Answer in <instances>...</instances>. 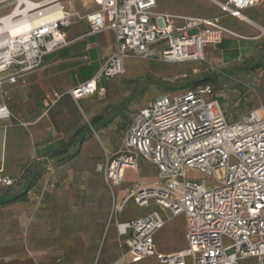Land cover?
I'll return each mask as SVG.
<instances>
[{
	"label": "built area",
	"instance_id": "2783aa9c",
	"mask_svg": "<svg viewBox=\"0 0 264 264\" xmlns=\"http://www.w3.org/2000/svg\"><path fill=\"white\" fill-rule=\"evenodd\" d=\"M14 1L0 17V120L10 113L5 85L26 84L28 74L39 69L43 57L71 41L65 29L71 14L61 0L31 3ZM263 0H227L222 12L242 19L241 11ZM98 10L84 16L85 35L110 30L114 49L99 71L68 94L74 102L88 96L101 98L109 82L123 74L124 61L143 59L166 64L209 63L205 50L218 44L229 31L218 18L185 17L180 25L154 11L156 0H94ZM59 12L54 19L47 15ZM197 71V69H195ZM257 101L234 124L225 112L212 84H201L172 95L154 98L132 116L122 148L106 156L98 168L112 190L126 168L138 159L152 164L159 184L131 190L114 213L132 200L138 208L151 204L167 210L169 217L183 215L186 247L170 255L157 254L153 235L166 219L157 210L115 223L121 260L139 261L154 256L158 264H239L252 260L264 264V105L253 87L243 85ZM60 97L53 94L51 104ZM26 127L28 123L18 122ZM186 169H196L215 185L189 180ZM4 185L10 180L2 179ZM188 260V262H187Z\"/></svg>",
	"mask_w": 264,
	"mask_h": 264
},
{
	"label": "rangeland",
	"instance_id": "374dc122",
	"mask_svg": "<svg viewBox=\"0 0 264 264\" xmlns=\"http://www.w3.org/2000/svg\"><path fill=\"white\" fill-rule=\"evenodd\" d=\"M163 1L169 5L175 0ZM124 67V74L110 82L105 96L87 98L86 107L79 100L80 108L73 101L65 108V115L58 119L64 153L49 156L48 163L28 166L9 185L0 180V198L17 197L12 202L14 221L0 222V264H158L154 256L136 262L128 257L121 260L124 248L118 246L114 213V204L131 190L159 184L156 168L140 158L135 168L124 170L122 180L110 190L99 166L106 156L122 148L133 113L159 95L210 83L228 124L236 123L243 113L257 106L255 96L245 94L244 80L214 68L211 62L166 64L129 58ZM258 94L264 105V91ZM185 172L189 180L206 187L215 185L213 178L196 169ZM32 188L39 190L40 201L45 189L58 192L65 202V214L74 205L82 210L103 211L105 222H30L26 200ZM125 208L135 212L122 216V220L146 215L153 204L138 208L131 200ZM239 264H252V260Z\"/></svg>",
	"mask_w": 264,
	"mask_h": 264
},
{
	"label": "crops",
	"instance_id": "0c3cea01",
	"mask_svg": "<svg viewBox=\"0 0 264 264\" xmlns=\"http://www.w3.org/2000/svg\"><path fill=\"white\" fill-rule=\"evenodd\" d=\"M26 1L36 4L45 0ZM225 2L227 0H175L167 5L163 0H156L154 11L170 16L177 25L185 17L218 18L229 33L223 34L218 44L206 48L208 61L214 68L237 74L244 80L242 85L253 87L257 93L264 91V0L242 10V19L222 12L219 4ZM14 3H0V17L9 13ZM59 4L71 14L70 25L65 29L71 42L45 55L41 67L28 74L26 84L4 86L10 117L7 121L0 120V180L12 181L28 166L38 162L48 163L49 156H58L56 153L62 150L64 141L58 119L65 115V108L73 101L68 92L95 76L114 49V36L110 30L85 35L88 25L84 16L98 10L94 0H61ZM113 79L104 84L100 81L99 86H105L107 91ZM53 94L60 98L51 104ZM89 97L96 98L88 96L80 99L84 107ZM18 122L28 125L23 127ZM27 193L26 208L30 209V222H105L103 211L82 210L74 205L65 214V202L58 192L45 189L42 201L39 190L32 188ZM152 210H157L166 219L153 235L155 253L165 255L183 250L186 247L183 215L170 218L167 210L158 209L155 205ZM12 211V203L0 204V222H13ZM134 212L124 208L116 213L115 222L139 217L121 219ZM165 240L169 242L163 244Z\"/></svg>",
	"mask_w": 264,
	"mask_h": 264
},
{
	"label": "trees",
	"instance_id": "16d2710c",
	"mask_svg": "<svg viewBox=\"0 0 264 264\" xmlns=\"http://www.w3.org/2000/svg\"><path fill=\"white\" fill-rule=\"evenodd\" d=\"M62 153H64V150H60L56 154H62ZM16 199H17L16 196H14V197H8V198H0V204H2V205H4V204H10L13 201H15Z\"/></svg>",
	"mask_w": 264,
	"mask_h": 264
},
{
	"label": "bare ground",
	"instance_id": "6f19581e",
	"mask_svg": "<svg viewBox=\"0 0 264 264\" xmlns=\"http://www.w3.org/2000/svg\"><path fill=\"white\" fill-rule=\"evenodd\" d=\"M61 14L59 12H56L54 14H50V15H47L46 17L43 18V21H47V20H51V19H54L56 18L57 16H60ZM139 60H143V59H139ZM146 61V60H145ZM125 72V70H124ZM123 72V74H124Z\"/></svg>",
	"mask_w": 264,
	"mask_h": 264
}]
</instances>
